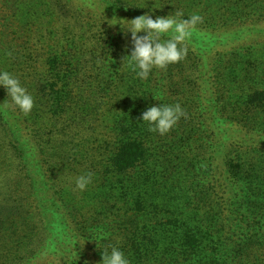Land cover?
Returning <instances> with one entry per match:
<instances>
[{"label":"rangeland","instance_id":"rangeland-1","mask_svg":"<svg viewBox=\"0 0 264 264\" xmlns=\"http://www.w3.org/2000/svg\"><path fill=\"white\" fill-rule=\"evenodd\" d=\"M176 10L184 18L203 17L186 41L187 56L166 70L153 69L147 80L136 78L123 60L131 51L130 33L117 21ZM4 30L0 52L7 71L27 88L34 107L27 115L14 108L9 117H17L16 131L27 143L26 163L7 153L9 138L0 129V204L26 217L30 234H40L54 210L60 237L54 247L71 245L74 264H100L94 242L81 234L88 231L94 240L91 233L103 231L106 246H121L164 214L186 231L200 229L203 264H264V170L255 168L260 182L246 170L253 149L264 151V107L246 105L248 93L264 87V0H9L0 3ZM35 83L54 86L37 94ZM55 96L64 109L58 118L51 116L59 111ZM175 103L186 117L163 136L149 132L142 113ZM125 130L146 151L123 176L112 172L110 157ZM236 165L258 190L238 188ZM89 172L92 183L80 191L75 180ZM134 194L161 213L133 219ZM91 225L103 227L91 231ZM9 242V235L1 240V253ZM60 256L47 252L39 263L64 264Z\"/></svg>","mask_w":264,"mask_h":264},{"label":"trees","instance_id":"trees-1","mask_svg":"<svg viewBox=\"0 0 264 264\" xmlns=\"http://www.w3.org/2000/svg\"><path fill=\"white\" fill-rule=\"evenodd\" d=\"M0 3H9V0H0ZM6 31H0V44L4 42V38L6 36ZM0 70L7 71V60L4 58V54L0 52ZM4 58V59H3ZM58 60H52L51 64H58ZM57 68V67H54ZM264 71V70H263ZM264 78V73L262 75ZM54 84H50L39 87L37 83H35L34 88L37 91V94L42 91H46V88L49 87L52 89ZM80 92V91H78ZM62 94L65 99L67 98L68 91L62 89ZM7 98L6 90L3 87H0V103ZM8 99V98H7ZM38 104L42 106H49L45 102L40 101L38 96L35 98ZM53 105L57 106L59 110L56 113H53L52 118H58L63 115V107L59 103L57 96L53 98ZM246 105L248 107H264V87L255 88L248 93ZM65 108V107H64ZM12 109V110H10ZM10 111L14 112V107L9 108H0V129L4 133V137L9 138V147L6 149L8 154H12L15 159L18 160L19 163H26L27 158V143L23 140L22 137H19L16 130H18L17 125V117L9 118L11 116ZM253 128V127H252ZM254 129V128H253ZM135 130L132 131L134 133ZM117 145L110 157V167L113 173L117 175H127L130 171L134 170L144 159L145 157V148L141 141L132 138L131 135H126V130L121 134L117 135ZM253 152L255 158H253L252 163L247 167V171H254V181L260 182L261 178L259 175L255 174V168L259 169V171L264 170V151L260 148H254ZM240 165H236V167L232 166V170H236L234 175L238 176V188H248L249 191L258 190L259 188L247 183L249 177L247 176V171L238 172L237 168ZM246 173L243 181L239 180V177ZM134 193V192H133ZM246 193L243 195L245 196ZM242 197V196H240ZM133 199V200H132ZM131 201V207H129L130 212L132 213L131 217L136 219L141 215H147L156 211V207L152 206V202L148 201V199L144 196H139L138 194H134ZM224 203L222 206V210H224ZM155 209V210H154ZM49 217H44L42 222H44V226L41 229V233L38 234L36 231L30 234L29 229L33 228L28 222L26 217L19 215V213L10 207L8 202H4L0 204V245L1 240L6 235H9L10 242L5 244H9L7 247V251L4 253L0 252V264H31L35 260V264H44L39 263V260L43 258L44 254H50L51 257L60 256V259L64 260V264H74L73 262H69L70 250L73 247L71 245L66 246V248L62 247H54V244L59 241V236L56 233L55 226L53 223L55 222L54 217L58 212L51 210ZM163 217L160 220L157 226L148 229L147 231H143L139 236L133 235L128 239L129 244H123L118 246L128 257L130 260V264H203L204 261L199 260L200 252H201V237L199 233L200 229L195 231L193 229H189L186 231V227L183 224H178L177 218L172 217H164V214L161 215ZM128 219H131L128 217ZM222 220H226V217H223ZM215 221V218L212 222ZM64 222L63 224H65ZM187 224V221H184ZM113 224H104L103 226L113 227ZM102 225L95 226L91 225L88 227L92 230H99ZM155 228V230L153 229ZM153 229V230H152ZM150 231V232H148ZM29 232V233H27ZM162 233V235H161ZM88 231H85L80 235L81 238H87ZM104 232L97 233L93 231L91 233L90 239H85L87 242L92 241L95 245L92 247L99 253L94 251L99 261H101V252L102 250L108 249L110 246H106L107 237H104ZM34 246H33V245ZM263 245V244H262ZM262 245L257 246V250L262 249ZM31 246V249H29ZM117 246V245H113ZM35 247V249H34ZM49 247V249H47ZM70 249V250H68ZM263 250V249H262ZM63 253L67 255H63ZM64 256L65 259L62 257ZM202 262V263H201ZM46 264H55L53 259L47 260ZM61 264V263H60ZM211 264V263H207ZM217 264V261H216Z\"/></svg>","mask_w":264,"mask_h":264},{"label":"clouds","instance_id":"clouds-1","mask_svg":"<svg viewBox=\"0 0 264 264\" xmlns=\"http://www.w3.org/2000/svg\"><path fill=\"white\" fill-rule=\"evenodd\" d=\"M151 11L123 24L117 21L122 31L130 33L131 39V51L123 60L127 61V66L136 78L141 80H147L153 69L166 70L169 65L182 61L188 53L186 41L196 26L203 23V17L198 13L184 18V12L176 10L174 14L153 19L149 14ZM0 87L6 90L7 98H10L0 103V107H14L24 115L31 112L34 98L16 76L0 70ZM182 117H186V113L180 103H175L151 106L142 113L140 119L147 123L149 132L163 136ZM92 180L93 173L89 172L77 177L75 185L84 191ZM100 264H130V260L118 246H110L102 250Z\"/></svg>","mask_w":264,"mask_h":264}]
</instances>
